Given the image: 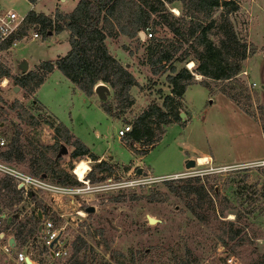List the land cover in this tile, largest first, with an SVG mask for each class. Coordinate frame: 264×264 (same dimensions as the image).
I'll return each mask as SVG.
<instances>
[{
    "label": "rangeland",
    "instance_id": "rangeland-1",
    "mask_svg": "<svg viewBox=\"0 0 264 264\" xmlns=\"http://www.w3.org/2000/svg\"><path fill=\"white\" fill-rule=\"evenodd\" d=\"M76 2L0 0V7L11 8L18 14H26L28 10L50 12L47 16L52 17L55 10L59 11L55 6L60 4V9L68 10ZM178 6L173 3L169 8L172 15L178 16ZM229 8L234 10L227 13V18L248 49L240 72L230 81H211L194 72V61L192 65L187 60L174 63L176 69L183 66L192 73L195 83L185 89V109L179 103L180 120L153 126L154 133L160 134L156 144L136 143L138 149L147 151L142 156L132 153L128 138L118 137L117 130L124 124L130 125L135 115L146 108L147 101L158 100L157 89L166 92L168 88L165 81L168 68L152 74L145 64L146 46L151 38L164 42L175 40L163 25L150 24L147 31L151 36L142 39V43L135 36L129 38L121 34L106 38L109 39L108 52L127 67L137 82L129 90L136 103L121 114L112 90L104 83L109 89L104 99L114 108L112 116L102 111L101 100L94 92L84 95L55 68L34 90L49 114L35 99L34 91H28L15 81V77L22 75L15 67L18 60H26L29 71L39 61L65 53L68 48L65 30L57 33L51 30L45 36L37 30L36 40L31 41L28 35L5 53L0 64L7 73L5 78L0 77V139L3 140L0 151L18 131L21 156L9 162L0 160V164L29 176L33 183L23 184L0 168V215L4 214L3 224L9 220V226L0 233V264H10L15 252L12 247L10 256L3 253L5 241L13 238L16 230L25 234L28 227L40 224V216L56 227L63 226L60 241L67 247L68 257L54 260L52 264H67L73 244L79 247L77 258L84 264H179L185 258L190 264L264 261V157L230 163L209 160L203 164H198L196 159V164L194 161L193 166L185 168L176 178L149 174L176 171L178 166L184 165L185 151L204 152L217 161H230L241 153L264 154L259 124L264 120V0H230L227 5L213 8L210 18L218 22ZM208 32L209 38L217 43L218 35H212V29ZM185 46L186 43L182 47ZM201 83L207 84L215 94L222 90L231 95L233 99L226 97L241 111L246 110L248 114L243 112L248 117L225 99L208 98L207 89ZM161 102L162 99L158 103ZM22 110L27 114L19 117ZM28 115L36 124L30 123ZM58 122L68 129L69 141L77 138L90 152L102 158L73 157V146L68 142L54 143L52 126ZM50 145L52 147L48 148ZM62 146L66 152L58 154ZM100 160L109 169L94 170ZM46 166L48 169L41 171ZM136 168H140V173H136ZM59 170L65 171L76 183H61L63 176ZM75 173L79 180L85 175L83 183ZM194 177L204 184L211 200L201 206L204 221L194 217L187 207L193 195H174L164 183ZM38 181L44 183L43 188L37 186ZM16 184L20 187L19 195L11 191L12 187L16 189ZM181 184L176 182V185ZM54 186L71 189L61 191ZM223 197L242 215L235 225L243 227L242 232L226 244L220 243L214 235L225 223L233 221L230 212L216 217ZM87 206L94 210L85 212ZM148 218H153L154 222H148ZM32 246V238H28L21 248L35 252Z\"/></svg>",
    "mask_w": 264,
    "mask_h": 264
},
{
    "label": "trees",
    "instance_id": "trees-1",
    "mask_svg": "<svg viewBox=\"0 0 264 264\" xmlns=\"http://www.w3.org/2000/svg\"><path fill=\"white\" fill-rule=\"evenodd\" d=\"M27 1L34 2V0ZM229 2L230 0H77L69 12L55 10L52 17L29 10L25 14L26 23L37 26L41 36H45L51 30L56 33L65 30L69 48L64 55L54 60L40 61L33 69L15 77V81L32 92L43 82L45 75L55 67L86 96L93 93L96 83L103 82L108 85L117 101L116 107L120 110L118 113L121 114L132 106L133 97L129 90L132 86H136L137 82L127 67L108 52L104 40L121 34L129 38L135 36L137 41L142 43V39L137 35L139 31L146 34L150 24L163 25L175 40L164 42L154 41L151 38V43L146 46L145 64L149 66L152 74H158L163 68H168L169 73L165 75V81L169 87V94L162 96L160 105L154 102L148 103L145 109L135 115L130 124V131L125 134V138L129 140V149L134 153L144 154L145 149H137L132 144L152 146L160 138L159 133H154L153 126L178 122L180 120L178 98L188 85L195 83L192 73L183 66L176 69L174 63L194 61L196 63L194 72L211 81H230L240 72L241 61L245 59L248 49L245 42L237 37L227 18V13L234 8L227 9L218 22L210 18L213 8L219 4L227 5ZM173 3L179 4L178 16L172 15L169 11ZM209 29H212V35H218L217 43L207 35ZM23 32L22 28L20 33ZM145 39L149 38L144 37L143 40ZM185 43L186 46L182 47ZM1 76L5 78L7 73L0 65ZM201 84L210 90L207 84ZM219 92L233 99L226 92L222 90ZM158 93L160 94V90ZM100 108L105 114L114 115L112 114L114 108L107 100H101ZM242 111L248 114L246 110L242 109ZM26 114L22 110L18 116L22 117ZM28 118L30 123L36 124L32 116L28 115ZM259 124L264 140V120H260ZM52 131L54 143L62 140L73 146L71 156L87 155L92 160L97 159L77 138L69 141L68 129L61 122L53 125ZM18 137V131H15L6 148L0 151V160L9 162L21 156ZM52 145L47 147L51 148ZM47 169L46 166L41 171ZM93 169L100 172L109 168L103 160H100ZM59 172L63 176L61 183H76L65 171L59 170ZM262 172L264 174V166ZM198 179L194 177L182 181L178 178L177 181L182 182L181 185H176L177 181L164 183L174 195H193L194 198L187 207L194 217L204 221L201 206L206 202L211 203V200L204 184ZM11 191L19 195L18 189L12 187ZM28 194L31 195V192ZM227 212L233 214V221L213 231L215 238L222 244L236 238L243 228L241 225L240 227L235 225L242 215L234 209L228 198L223 197L217 207L216 217L221 218ZM35 232V226L28 227L25 234L21 230H16L13 234L14 249L19 250ZM79 240L83 243L81 239ZM16 245L19 247L16 248ZM78 252L79 247L73 244L72 254L66 263L84 264L83 260H78ZM179 264H190V262L185 258ZM255 264H264V261Z\"/></svg>",
    "mask_w": 264,
    "mask_h": 264
},
{
    "label": "built area",
    "instance_id": "built-area-1",
    "mask_svg": "<svg viewBox=\"0 0 264 264\" xmlns=\"http://www.w3.org/2000/svg\"><path fill=\"white\" fill-rule=\"evenodd\" d=\"M24 29L23 33H20L21 29ZM29 30V31H28ZM30 32V33H29ZM144 34V37H150V33ZM30 35L31 40L38 38L37 33V26L33 24H29L25 22V14H18L11 8H3L0 7V64L3 62V57L6 52L12 50L19 42H23L27 36ZM131 126L129 124H124L122 128L117 130V136L123 137L127 132L130 131ZM0 144H3V140L0 139ZM0 168L6 170V172L10 173L20 179L23 184L24 183H33V180L29 176H25L17 171L7 169L0 164ZM86 174V173H85ZM180 174H174L171 176H162L163 178H176L180 176ZM85 176V175H84ZM158 178H160L158 176ZM79 182H84L79 181ZM87 183V182H85ZM22 185V183L20 184ZM44 183L39 182L37 186L43 188ZM50 187V185H48ZM56 190H70L69 187H61V186H54ZM16 189H20L19 185L16 184ZM4 214L0 215V233L2 230L9 226V220L5 221L3 224L2 219ZM41 222L37 224L36 232L37 236L33 234L32 241L33 246L32 248L35 249V252L39 253V257L41 259H52V260H63L64 258L68 257V249L63 242L60 241L61 232L63 230V226H54L50 220L44 219L43 216H40ZM61 217V216H60ZM54 241V242H53ZM29 246L31 244L29 243ZM12 247L8 244V239L5 241V244L2 245V251L5 255H9V251ZM41 253V254H40ZM26 258L28 257V252L26 251L25 247H22L19 250H15L13 257H11L10 264H27L25 262ZM31 262V260H30ZM32 264H37L35 262H31Z\"/></svg>",
    "mask_w": 264,
    "mask_h": 264
},
{
    "label": "crops",
    "instance_id": "crops-1",
    "mask_svg": "<svg viewBox=\"0 0 264 264\" xmlns=\"http://www.w3.org/2000/svg\"><path fill=\"white\" fill-rule=\"evenodd\" d=\"M36 0H34V2H35ZM59 1H65V0H59ZM62 4V3H61ZM60 5V4H59ZM59 5L58 6H55V8L56 9H58L59 11H61V12H69L72 8H73V6L75 5L74 3L72 4V6L68 9V10H62V9H60V7H59ZM29 11V10H28ZM35 13H39V12H41V11H34ZM41 13H43L44 15H47V14H49L50 12H48V13H44V12H41ZM64 31V30H63ZM66 32V31H65ZM48 35H50L49 33H48ZM34 40H36V39H34ZM66 40H67V32H66ZM32 41V40H31ZM107 41H109V39L107 40V39H105L104 40V42H105V45H106V47H107V44H108V42ZM19 43H21V42H19ZM16 47V46H15ZM14 47V48H15ZM68 48H69V46H68ZM68 48L66 49V51L68 50ZM65 51V52H66ZM65 53H63V54H58V55H56V57L55 58H53V59H49V60H54V59H56L58 56H62V55H64ZM117 59V58H116ZM122 61V60H121ZM40 62V61H39ZM38 62V63H39ZM126 62V61H125ZM38 63H36V64H38ZM36 64H34V66L36 65ZM126 64L128 65V62H126ZM130 65V64H129ZM33 66V67H34ZM30 67V66H29ZM33 67H31V69H33ZM55 68V67H54ZM53 68V69H54ZM52 69V70H53ZM56 69V68H55ZM49 73H47L46 75H45V77L48 75ZM62 75V74H61ZM63 76V75H62ZM45 77H44V79H45ZM64 77V76H63ZM135 77V76H134ZM65 78V77H64ZM66 79V78H65ZM68 80V79H67ZM197 81V83H199V79H196ZM69 81V80H68ZM99 83H102V84H104L103 82H99ZM97 84V83H96ZM95 84V85H96ZM72 85V84H71ZM94 85V86H95ZM105 85V84H104ZM166 85H167V83H166ZM73 86V85H72ZM189 86V85H188ZM73 87H75V86H73ZM37 89V88H36ZM35 89V90H36ZM186 89V88H185ZM207 89V88H206ZM158 90H160V89H157L156 90V94H157V97H158V100L156 99V100H152V99H150L149 101H147V103L145 104V106L150 102V101H153L154 103H156V104H160V103H158V102H160L161 101V99H162V96L163 95H165V94H169V87L167 88V90H166V92H165V90L164 91H162V90H160V94L158 93ZM184 92H185V90H184ZM184 92L182 93V95H181V97L180 98H178V101H179V103H180V105L182 106V108H184L185 109V104H184ZM129 93H130V91H129ZM207 94H208V98H211L212 96H216V97H219V98H222V99H225L226 101H228L229 102V104L233 107V108H235V109H237V110H239L241 113H243V114H245L243 111H241L234 103H232L226 96H224L223 94H221V93H214V92H212V90H208L207 89ZM130 95H131V93H130ZM34 97H35V99L38 101V103H39V105L45 110V111H47L46 109H45V107L39 102V100L37 99V97H36V94H35V91H34ZM133 97V104L132 105H135V103H136V98L134 97V96H132ZM160 97V98H159ZM209 102H210V100H209ZM144 106V107H145ZM128 109H130V107L128 108ZM127 109V110H128ZM48 112V111H47ZM140 112V111H139ZM48 114H49V112H48ZM107 115V114H106ZM246 115V114H245ZM50 116H51V114H50ZM109 116V115H108ZM247 116V115H246ZM248 117V116H247ZM169 124H173V123H169ZM177 124V123H176ZM186 125V124H185ZM184 125V126H185ZM261 133V132H260ZM261 136H262V134H261ZM263 143H264V140H263ZM156 144V143H155ZM135 148H137V146H136V143H133L132 144ZM152 148V147H151ZM150 148V149H151ZM138 149V148H137ZM149 149V150H150ZM145 152H147V151H145ZM144 152V153H145ZM92 153V152H91ZM132 153H134V152H132ZM93 154V153H92ZM134 154H136V155H138V156H142L143 154H138V153H134ZM95 157H99V159H101L102 158V156H98V155H95V154H93ZM200 156H205V157H207L208 158V162H209V160L210 161H212V162H216V163H230V162H235V161H244V160H249V159H257V158H262V157H264V154L263 153H241L240 155H238V156H236V157H234L233 159H231L230 161H224V160H221V161H217L214 157L213 158H211L207 153H204V152H198V151H196L195 150V152L194 153H189V152H187V151H185V155L183 156V160H184V163H185V161L187 160V158L189 159H194V160H196L198 157H200ZM186 159V160H185ZM207 162V163H208ZM178 168L179 169H177L176 171H169V172H162V173H156V174H152L151 172L149 173V174H151L152 176H171V175H174V174H180V173H184L185 172V168H184V165H182V166H178ZM10 238V237H9ZM8 238V239H9ZM28 252V251H27ZM41 254V253H40ZM28 257H29V260H31V262H35V263H37V264H52L53 263V261L54 260H52V259H41L40 257H39V253H37V252H28Z\"/></svg>",
    "mask_w": 264,
    "mask_h": 264
},
{
    "label": "water",
    "instance_id": "water-1",
    "mask_svg": "<svg viewBox=\"0 0 264 264\" xmlns=\"http://www.w3.org/2000/svg\"><path fill=\"white\" fill-rule=\"evenodd\" d=\"M137 35L140 37V39H143L144 38L143 33L141 31H139ZM15 67L18 70V72L21 73V74L27 72V70H28V64H27L26 60H24V59L18 60L16 62ZM13 90L16 91L17 90V87L14 86ZM108 91H109L108 87L106 85L102 84V83H97L93 87V92L96 94V96L100 100H104V98H105L106 94L108 93ZM181 115L182 114H180V116ZM65 152H66V149L62 146L58 154L65 153ZM193 165H194V160L189 158V159H187L185 161L184 168H188V167H191ZM136 173L137 174L140 173V168H136ZM93 210H94V208L92 206H87L84 211L85 212H92ZM148 222H154V219L153 218H148ZM8 244L11 247H14V239L12 237H10L8 239ZM25 262L27 264H32L28 258H26Z\"/></svg>",
    "mask_w": 264,
    "mask_h": 264
},
{
    "label": "bare ground",
    "instance_id": "bare-ground-1",
    "mask_svg": "<svg viewBox=\"0 0 264 264\" xmlns=\"http://www.w3.org/2000/svg\"><path fill=\"white\" fill-rule=\"evenodd\" d=\"M191 65H192V62H191ZM195 161V160H194ZM206 162H208V158L207 157H205V156H200V157H198L197 158V163L198 164H203V163H206ZM195 164H196V161H195ZM75 175H76V178L78 179V181H82V180H84V179H82V180H79V177H78V175L75 173ZM80 213V211H78V214Z\"/></svg>",
    "mask_w": 264,
    "mask_h": 264
}]
</instances>
